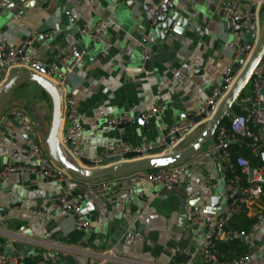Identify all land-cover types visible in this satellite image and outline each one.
I'll use <instances>...</instances> for the list:
<instances>
[{"label": "crops", "instance_id": "0c3cea01", "mask_svg": "<svg viewBox=\"0 0 264 264\" xmlns=\"http://www.w3.org/2000/svg\"><path fill=\"white\" fill-rule=\"evenodd\" d=\"M156 1L0 0V47L18 50L24 46L22 40L32 36L26 55L49 67L73 58L78 47L85 51L64 88L82 117V141L88 159L103 155L113 145L140 147L160 141L221 89L236 57L232 42L245 40L229 27L231 0H170L168 17L180 13L187 26L182 34H170L166 42L152 41L149 7ZM239 4L243 10L252 2L241 0ZM263 14L259 13L260 19ZM110 15L113 22L106 33L108 44L91 43L82 30L93 29ZM261 28L260 24V32ZM137 47H144L153 59L148 69L139 62ZM35 68L14 70L8 80L26 72L46 77ZM3 69L0 58V74ZM242 97L238 105L245 109ZM14 108L24 109L31 124L11 117L9 112ZM141 113L152 117L143 120ZM105 114H133L135 119L126 129L115 130L103 120ZM230 114L237 115L233 111ZM137 119L145 121V127ZM53 126L54 105L49 95L32 83L19 86L0 122V129L5 131L0 136V170L15 165L39 166L34 146L43 155L45 166L59 169L48 146ZM68 128L69 120L64 118L59 143L75 164L62 144ZM204 129L190 135L178 152L191 146ZM123 137L126 142L121 143ZM216 146L215 138L183 164L185 181L178 191L132 175L95 181L110 186L107 195H96L87 188L91 182L69 173L61 181L37 173L10 174L0 180V260H16V264H203L197 249L208 228L202 224L192 230L189 224L180 225L183 212L188 215L194 209L190 203L200 197V206L214 209L209 214L201 212L203 223L212 224L242 198L241 193L236 194L238 199L227 207V200L236 195L228 190ZM137 159L129 154L122 162L106 165L109 168ZM70 192L83 195L79 215L71 209L55 210L54 199ZM213 197L220 199V208H213ZM248 209L253 215L260 207ZM79 218L84 226L77 224ZM248 242L252 252L247 264H264V219ZM103 255L107 258L104 263Z\"/></svg>", "mask_w": 264, "mask_h": 264}, {"label": "built area", "instance_id": "2783aa9c", "mask_svg": "<svg viewBox=\"0 0 264 264\" xmlns=\"http://www.w3.org/2000/svg\"><path fill=\"white\" fill-rule=\"evenodd\" d=\"M186 2H191L192 0H184ZM241 0L233 1L231 0L230 6L228 7V22L231 27H234L236 22L245 20L243 28L246 30L254 28V36L256 37V42L260 35V15L263 13L264 0H251L252 5L249 8L241 10L239 8V3ZM170 0H157L149 7V14L152 17V27L156 26L160 17L164 15V9L168 6ZM255 6V12L251 14L250 10ZM262 9V10H261ZM259 12V13H258ZM113 22V16H107L105 19L100 21L93 29H83L82 34L87 36L91 43L98 44L101 46H106L108 44L106 33L108 27ZM241 37L243 36L240 34ZM231 48L235 51V58L233 60V65L239 61L240 56L244 53V46L241 45V41L237 39L232 42ZM6 47L1 46L0 51H4ZM85 51H82L79 56L74 55L73 58H65L60 61L57 65H52L49 69V74L54 75V80H51L53 85L59 92L62 110H61V121L64 118L69 120V128L65 133L62 144L67 147V151L72 159V161L77 165H82L81 160H87L90 162L89 167H85L86 170L99 171L101 169L107 168V163L110 161H115L116 163L122 162L125 156L129 154H134L141 156L142 158L149 157L148 152L160 149L161 155H169L178 152L179 147L186 141V139L195 133L196 131L206 127V124L213 118L216 111L220 107L222 101L224 100L226 94L231 89L236 81V77L232 79H227V87L225 90H218L214 93L213 97L209 99L206 104H204L194 116L205 115V118L200 122H194L186 120L180 122L173 126L167 135L163 136L160 141L154 145H141L140 147L131 146L128 144H117L108 147L103 155H96L92 159H88L85 153V147L82 141V117L77 113L73 102L67 98L65 93V84L67 83L70 76L74 73L77 66L82 62V55ZM250 59V55L247 56V60ZM4 69L0 74V91L7 84L9 74L17 69L30 70L34 67L41 66L42 63L34 56L24 55L18 49H6L3 55ZM230 69L225 73L228 75ZM49 78V77H48ZM250 90L244 94L242 97V102L244 105L245 113L243 115L231 114L227 117L230 118L229 130L225 128H219L216 133V148H224L221 157L220 164L223 168V174L227 172H234L235 168L241 170L242 174L246 177L248 184V189L242 190L237 188V186L232 189L228 187L230 192L233 194H242L241 203L249 206H259L260 199L263 195L262 186L264 185V167L254 168L250 166L249 162L244 157H238L236 160H232L230 154L226 151V143L228 141L227 134L231 133L233 136L253 138L257 145L254 149L256 153L259 152L264 146V61L255 70L251 82ZM9 115L17 119H21L25 124H31V119L24 111V109L14 108L10 110ZM143 120L150 119L152 114L141 113ZM135 119L133 114L126 115H109L105 114L103 120L111 126H118L125 122H132ZM251 126L259 129V138L254 136L251 131ZM5 131L0 129V136H3ZM237 141V140H235ZM62 146V145H61ZM37 146H34L35 155L37 157L38 165L37 167L30 166H6L0 170V180L8 177L10 174L15 172H29L37 173L43 178H47L53 181H61L64 179L68 173L62 169L49 168L43 163V155L38 151ZM185 166L178 165L172 168L160 169L157 171L141 172L137 175L144 178L146 181L153 184H163L171 191H178L183 182L185 181ZM101 181V180H100ZM87 188L89 191L96 195H107L109 192V184L102 182H91ZM236 188V189H235ZM233 196V195H232ZM83 200V195L81 193H68L54 199L55 210L71 209L75 215L80 214V205ZM233 210L227 212L222 218L217 219L214 223L207 226L208 230L204 232L203 239L200 242L197 253L204 258L203 264H215L217 259L213 254V248L215 241H227L232 240L237 237L236 234L232 232H226L225 227L229 222V219L233 215ZM202 213L197 212L194 209L191 210L187 215V221L190 226L202 225L203 218ZM264 219V214H259L258 222L253 227V232L257 233L262 226ZM77 224L79 226H84L81 219H77ZM107 260L106 256H102V263ZM248 257H242L234 262V264H247ZM0 264H16V260L2 261ZM189 264H194L190 262Z\"/></svg>", "mask_w": 264, "mask_h": 264}, {"label": "water", "instance_id": "95a60500", "mask_svg": "<svg viewBox=\"0 0 264 264\" xmlns=\"http://www.w3.org/2000/svg\"><path fill=\"white\" fill-rule=\"evenodd\" d=\"M255 6L252 7L250 10L251 14L255 12ZM172 9L171 6H167L164 9V15L159 18L156 26L151 25L152 23V17L149 16V21L151 25V31L153 33L154 39L152 41H156L157 43L166 42L167 37L170 36V34H182V28H185L187 26V21L184 19L180 13H175L174 16L170 19L168 17V11ZM264 13V9H263ZM150 15V14H149ZM179 21V22H178ZM178 24L176 25V23ZM245 20H241L236 22L234 27L229 26L231 30H233L236 34L240 35L242 34L245 36V40L241 43L242 46H244L245 50L244 53L240 56L239 61L235 63L231 69L230 73L228 75H224V82L221 86V90H225L227 87L226 80L232 79L236 77V81L231 87V89L226 94L224 100L222 101L220 107L216 111L213 118L209 121L207 126L205 127L202 134L198 137V139L188 148L166 156L161 155V150H153L148 152L149 157L142 158L141 156L135 155L138 159L137 161L130 162L127 164L117 165L114 167L104 168L99 171H85L80 166L71 163L68 158L64 155L62 151V147L59 143V131L61 129V100L59 96V92L56 89V87L53 85L52 81L54 80V75L49 74L50 67L48 65H41L36 67L35 69L38 70L40 73H42L44 76L49 77L50 80H48L46 77L43 78L41 76H38L33 73H21L17 76L10 79V81L2 88L0 91V122L2 117L5 115L7 111V106L9 102L11 101L12 96L14 95L15 91L19 88V86L25 84V83H32L35 85H38L41 87L51 98L53 105H54V126L51 130V133L48 138V146L51 154V158L54 161L56 165H58L61 169H63L65 172L71 174L78 180L84 181V182H93V181H99L103 179L108 178H116V177H127L132 175H137L141 172H149L169 167H174L182 164L189 163L190 160L194 159L204 147H206L207 144L212 142L213 139H215L216 133L218 129L220 128L221 124L224 122V120L230 115L233 108L238 105L239 100L241 97L247 93L252 76L260 64L264 61V18H263V24L261 28V32L259 35V38L257 42H255V36H254V28L252 27L249 30H246L243 28V24H245ZM33 37L30 36L28 38H24L22 40L24 46L21 47L19 50L22 54H26L28 51V44L32 42ZM91 46L87 48L90 50ZM144 47H137L136 50L141 52L139 62H141V65L144 69H148L149 65L152 63V58H150L144 51ZM7 49V47H6ZM6 49L4 51H1L0 58L3 59V55L6 52ZM82 48L78 47L76 50V56H79L82 52ZM139 52V53H140ZM143 53V54H142ZM250 55V59L247 60V56ZM186 120L194 121V122H200L205 118V115L201 116H194L189 115L185 116ZM143 127H145V121H142L140 119H137ZM130 123H123L118 126H113L115 130H124L127 127H129ZM126 142V138L123 137L121 140V143ZM224 148L220 150V154H222ZM261 158L263 160L264 165V146L260 151ZM81 163L85 167L90 166V162L87 160H81ZM227 190V189H226ZM238 199V196H234L232 198H229L227 200V207L231 208L233 203ZM201 198L194 200L190 203V206L194 208L197 212H203L205 214L212 213L213 210L209 207H202L200 206ZM220 199L213 197L212 198V205L213 208L218 209L220 204ZM182 220L181 224L186 227L188 225L187 221V214L184 211L182 214ZM209 222H204V226H208ZM200 226L194 225L192 227V230H198Z\"/></svg>", "mask_w": 264, "mask_h": 264}, {"label": "trees", "instance_id": "16d2710c", "mask_svg": "<svg viewBox=\"0 0 264 264\" xmlns=\"http://www.w3.org/2000/svg\"><path fill=\"white\" fill-rule=\"evenodd\" d=\"M232 111L237 115H243L245 113L240 105L235 106ZM220 127L229 130L230 118H226ZM251 131L254 136L259 138L258 128L251 126ZM227 137L229 139L226 143V151L230 154L232 160H236L238 157H244L249 162L250 166L254 168L263 166L262 158L254 149L259 144L256 143L253 138L233 136L231 133H228ZM225 180L229 186H237V188L242 190L248 189L246 177L238 168H235L234 172H227L225 174ZM262 191L263 195L260 199L261 208L258 212L255 211L253 215H250L248 207L242 204L240 200L233 206L232 210L234 213L229 219L225 231L232 232L236 234L237 237L227 241H215L212 251L217 259V263L234 264L236 260L242 257H249L251 254L252 247L248 239L251 236L253 227L258 222L259 214H264V185L262 186Z\"/></svg>", "mask_w": 264, "mask_h": 264}, {"label": "rangeland", "instance_id": "374dc122", "mask_svg": "<svg viewBox=\"0 0 264 264\" xmlns=\"http://www.w3.org/2000/svg\"><path fill=\"white\" fill-rule=\"evenodd\" d=\"M263 9H264V7H263ZM263 18H264V14L261 16V19H260V24H261V26H262V24H263Z\"/></svg>", "mask_w": 264, "mask_h": 264}]
</instances>
